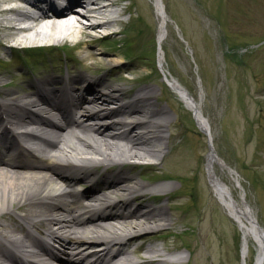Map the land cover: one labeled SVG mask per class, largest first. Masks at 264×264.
<instances>
[{
  "label": "bare ground",
  "instance_id": "6f19581e",
  "mask_svg": "<svg viewBox=\"0 0 264 264\" xmlns=\"http://www.w3.org/2000/svg\"><path fill=\"white\" fill-rule=\"evenodd\" d=\"M18 1L0 0V50L8 47L14 51L39 38L52 46L70 37L76 39V44L99 38L97 33L101 31L91 19L94 15L86 0H24L40 6L37 12L23 10L16 3ZM121 1L106 0L96 12L102 14L110 5ZM92 2L94 5L97 0ZM153 3L158 19L157 39L162 48L170 19L161 0H153ZM82 16L86 21L81 20ZM23 21L29 23L20 27ZM101 24L104 29H110L113 21L107 19ZM196 27L199 31L202 29L200 17ZM210 40L214 53L218 50V36L213 33ZM87 49L82 51L83 57L92 58L91 64L99 61L109 74L92 79L80 72L68 77L69 80L50 76L30 81L25 86L17 82L14 87H8V80L16 77L15 74H22L23 70L15 74L1 73L2 77H7L4 83L0 79V135L11 137L9 142H15L17 151L25 157L17 153L11 158H0V258L8 260L6 258L11 257L8 250H24L35 241L28 229L31 226L75 255L88 248L83 235L96 238L102 244L120 235H129L127 240L114 243L119 244V254L137 252L159 257L141 264H205L206 258L195 246L189 249L193 253L191 256L170 258L175 255V248L170 246L169 239L176 235L173 228L178 224V218L170 211L176 206V196L169 190L171 185L152 183L147 173L140 175L143 181L139 180L138 175L127 168L132 160L164 157L169 143L165 133L174 121L167 109L157 103L153 87L144 85L131 91L116 85L120 76L111 73L117 68L128 67L123 65L122 56L96 48ZM212 59L216 65L217 60ZM165 77L212 142L211 126L201 98L196 99L173 75L165 74ZM253 78L258 79V76ZM108 80L111 82L106 83ZM241 80L245 121L253 130L261 124L264 131V123H261L264 121V87H254L253 81L246 77ZM56 83H64L63 88L81 95L75 98L74 114L54 112L45 106L41 90H53ZM134 93L137 95L133 97ZM127 97L132 99L126 101ZM219 97L216 90L214 113L219 108ZM108 104L112 107H107ZM257 105L259 111L254 108ZM42 134L52 137L44 138ZM262 150L264 145L256 153L257 160L248 164L255 171L264 172ZM162 162H153L147 167L157 171ZM61 167L67 171H61ZM99 168L107 171L105 181L98 186L78 189L79 183L96 175ZM206 172L215 196L238 225L244 260L252 242L256 249L255 264H264V228L237 171L218 156L213 146L206 155ZM258 183L264 189V181ZM234 190H239L238 198ZM163 197L167 204L158 205ZM146 200L153 203H146ZM58 264L84 263L76 260L72 263L59 261Z\"/></svg>",
  "mask_w": 264,
  "mask_h": 264
},
{
  "label": "rangeland",
  "instance_id": "374dc122",
  "mask_svg": "<svg viewBox=\"0 0 264 264\" xmlns=\"http://www.w3.org/2000/svg\"><path fill=\"white\" fill-rule=\"evenodd\" d=\"M161 4L170 19L162 48L157 39L158 19L153 0H123L119 8L128 7L129 13L123 17L125 23L119 27L112 25L119 30L116 34L97 33L103 37L75 46L71 45L76 39L70 37L66 43L62 39L57 47L24 51L18 48V52L6 47L0 50V79L4 83L7 76L3 74L19 73L20 69L29 74H15L8 80V87L17 82L25 86L36 81L39 73L59 78L67 77L68 71L70 76L81 72L98 79L110 72L99 61L91 64L92 58L83 57L86 47L122 56L123 65L128 67L111 73L120 76L116 85L131 91L144 85L153 87L157 103L167 109L174 121L165 133L169 143L164 157L131 161L141 165L163 161L157 171L137 163L127 167L139 180L140 175L147 173L152 183L171 185L169 190L176 196V206L170 211L178 218V224L173 228L176 235L169 239L170 246L184 256L193 255L189 249L195 246L206 258L205 264H241V232L215 196L207 176L209 138L199 129L193 112L181 97L168 87L165 74L173 75L196 99L201 98L211 126L212 146L237 171L264 228V189L258 183L264 181V172L248 165L257 160L256 153L264 145V131L261 124L253 130L245 121L240 84L241 77H246L254 87H264V0H161ZM199 17L200 31L196 27ZM81 20L86 21L83 16ZM213 33L218 36V50L214 53L210 40ZM212 58L217 60L216 65ZM28 65L32 66V73ZM216 90L220 103L214 113ZM254 108L259 111L258 105ZM260 156L264 158V150ZM216 170L220 171L218 167ZM234 195L238 198L239 190H234ZM165 204L163 197L158 205ZM255 255V244L250 242L245 264H255Z\"/></svg>",
  "mask_w": 264,
  "mask_h": 264
}]
</instances>
